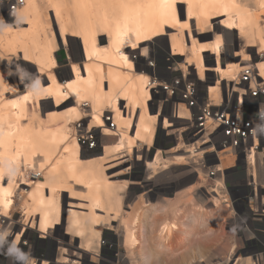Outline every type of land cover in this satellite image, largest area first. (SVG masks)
<instances>
[{
	"label": "bare ground",
	"instance_id": "6f19581e",
	"mask_svg": "<svg viewBox=\"0 0 264 264\" xmlns=\"http://www.w3.org/2000/svg\"><path fill=\"white\" fill-rule=\"evenodd\" d=\"M222 17L225 20L220 27L212 23ZM5 20L0 12V214L12 218L19 184L29 182L27 185L31 187L24 193L21 205L24 222L31 224L32 229L36 226L42 234H49L56 225L64 223L62 192L74 195L79 191L77 194L88 200V211L70 209L65 215L67 233L73 236L72 240H79L77 251L83 248L88 253L96 251L102 234L100 228H112V223L118 220L117 228L124 231V246L134 257L141 244V219L149 210L136 207L131 218L124 216L123 191L127 183L118 185L111 181L105 164L120 157L129 161L135 153L139 154L138 161L147 158L158 125L163 120L165 129L174 124L164 118L162 106L155 114L151 111L150 77L141 73L140 67L135 68L132 52L140 44L161 37L160 40L170 43L173 56H186V64L197 71L199 80L205 79L210 71L217 74L209 93L212 101L219 104L222 82L231 84L246 68L243 63L250 61L245 48L256 46L258 55L264 54V0H26L13 24ZM216 29L221 32L217 34ZM231 30L238 32L246 47L242 49L241 63L224 66L223 36ZM163 36H169V41ZM68 38L80 43L83 64L74 62L73 78L63 84L55 74L56 48L60 39L63 46L67 45ZM188 38L191 46L187 44ZM210 38L214 40L208 42ZM205 52L215 59L211 57L206 62ZM20 60L31 63L36 75L22 93V79L14 70ZM214 61L211 67L209 63ZM254 65L264 73L263 59ZM2 67L8 70L7 77L2 76ZM48 82L50 85L45 86ZM7 91H12L10 96L21 95L12 100L6 97ZM46 97L53 98L56 105L73 99V106L64 115L54 112L41 123L37 107ZM124 102L126 112L121 109ZM83 104L89 108L85 109ZM180 106L178 120L188 119V110ZM107 116H112L115 128L108 125ZM87 117L92 119L88 130L101 128L104 136L118 138L115 146H105L104 156L98 162L87 163L78 142V135L84 130L83 125L79 130V124L77 127L75 124L85 122ZM182 146L177 148L180 150ZM199 151L197 155L201 156L206 152ZM176 157V161L190 158ZM254 158L252 155L250 160ZM167 165L159 152L148 163V169L156 173ZM33 171L39 172L42 179H26V174ZM220 186L216 187L218 195H222ZM177 228L174 222L165 223L160 234L170 236ZM21 236L17 235L11 244L13 251ZM7 238L3 233V239ZM65 251L58 259L64 264L68 261ZM77 255L83 256L80 251Z\"/></svg>",
	"mask_w": 264,
	"mask_h": 264
},
{
	"label": "rangeland",
	"instance_id": "374dc122",
	"mask_svg": "<svg viewBox=\"0 0 264 264\" xmlns=\"http://www.w3.org/2000/svg\"><path fill=\"white\" fill-rule=\"evenodd\" d=\"M223 20H225V17L212 20V23L218 24L220 27ZM6 22L13 24L12 20ZM192 26V29L195 30V22ZM21 27L28 28L27 25ZM175 32L172 31V33ZM216 32L217 34L220 33L221 29H216ZM212 35L213 33H211ZM163 37L169 41V36ZM160 39L161 37H157L140 44V48L132 52V59L135 68L140 67L141 73L150 77L152 99L149 102V107L151 111L155 114L162 106L161 113L174 126L165 129L164 120L162 125H158L153 146L148 152L149 156L147 158H141L138 161L139 154L135 153L133 159L129 161H126V157H120L121 159L115 158L112 159L111 163L105 164L106 173L110 177L112 176L111 181L118 185L127 183L126 189L123 191V196H125L123 199L124 216L131 218L132 211L137 210L138 207V210L143 208L149 210V213L141 219L143 226L139 230V234H141L139 242L141 244L135 250L134 257L124 246V231L117 228L120 224L118 220L112 223V228H100L102 234L96 251L88 253L83 251L84 248L77 251L76 248L80 246L79 240H72L73 236L67 233L65 217L70 209L79 212L88 211V200L80 197L77 194L79 191L74 195L67 191L62 192L61 208L64 212V223L61 222L56 225L50 230L49 234H43L45 237L40 239L39 235L42 233L35 229L36 226L32 229L30 228L31 224L26 225L24 222V212L21 205L24 193L27 194L31 186L27 185L29 182H20L15 198L16 207L13 210L12 218H10L11 224L8 223L9 225L2 230V233L8 236L5 241L6 249L11 248V244H13L17 235H22L19 243L24 242V258L17 257L20 251L17 252L16 247L13 251L14 255L10 254L9 256L8 264H39L40 262L41 264L45 262L48 264L47 259L51 260V256L55 257L56 263L64 264L59 262L58 259L65 250L64 257L68 259L65 264H93L90 258L98 255L105 256L107 255L106 252L110 257L111 255L117 256L119 264H243L246 258L261 251L249 249L247 246L248 241L254 235L252 232L254 227L247 225L249 231L245 228L247 222L239 214L242 207L233 204L227 205L220 199L215 200L213 195H208L205 191L211 192L212 188L214 189L212 182L197 178L195 159H192L191 153H185V151L190 150V147L181 138L184 127L188 125L187 119L178 122L171 116L174 108L173 104L166 107L160 102V96L165 94L163 86L166 83L170 84L169 81L172 78L186 76L191 81L202 82L201 79L199 80L197 71L186 64V56H173L169 47L170 43ZM213 40L214 38H210L208 42ZM223 41L222 64L227 66L230 63H241L242 49L246 47V44L244 40L239 38L238 32L231 30L224 33ZM58 44L56 48L58 67L55 69V74L62 80L63 84H66L67 81H71L73 78L71 75L73 72L72 64L74 62L80 63V65L83 64L82 51L80 43L72 38H68L65 46L61 44V39ZM187 44L191 46L189 38ZM235 44L239 46L235 47ZM143 48H147V51L143 52ZM245 51L246 55H250V61L244 62V67L255 64L261 59L264 60V54L258 55L259 48L256 46L246 47ZM236 54L239 55L235 57ZM204 56L206 62L211 57L215 59V56H211L210 52H205ZM209 64L213 67L215 61ZM14 70L23 82L20 86V92H26V89L31 86L36 78L33 66L29 62L25 63L20 60L18 67ZM7 73L8 70L2 67V76L7 77ZM217 79L215 72H208L202 82L204 89L214 85ZM222 83L225 85L228 82ZM47 85H50V83L48 82L45 86ZM11 93L12 91H7L6 97L12 100L21 95L20 93L16 97L10 96ZM71 106H73V99L57 105L53 98L41 99L37 107L39 120L42 123L54 112L64 115ZM84 106L85 109L89 108L87 104H83ZM125 107L126 103L124 102L121 109L126 112ZM111 118L112 116H107L106 121L110 123L109 126L114 127L115 123ZM91 120L90 117H87L85 122L75 124L76 127L79 124V130L82 129L80 127L83 125L84 134L82 132L78 135V142L87 163L101 160L104 156L105 146H115L118 139L117 137L111 139L104 136L101 128L88 130ZM180 144L183 145V148L179 150L177 147ZM159 152L168 161V167L153 173L152 170L148 169V163L153 162ZM198 152L200 153V151ZM178 155L190 156V158L185 161H176ZM198 155L201 157L200 154ZM231 162L233 161L230 160L227 164L233 165L230 164ZM39 174L37 171L27 173L26 179L36 181L37 178V180H41L42 177ZM189 187L191 189H188ZM98 213L104 215L102 212ZM168 222H174L178 225V228L174 231L175 233L173 232L174 234L163 237L160 234L161 227ZM24 229L26 230L24 231ZM254 236L257 238V235ZM40 241H43L42 244ZM79 251L82 252L83 256L77 255ZM39 252L43 254L40 255ZM36 255L40 256L39 259L37 258L39 263L35 261ZM105 260L108 261V258L105 257ZM32 261H35V263H31ZM56 263L53 261V264Z\"/></svg>",
	"mask_w": 264,
	"mask_h": 264
},
{
	"label": "built area",
	"instance_id": "2783aa9c",
	"mask_svg": "<svg viewBox=\"0 0 264 264\" xmlns=\"http://www.w3.org/2000/svg\"><path fill=\"white\" fill-rule=\"evenodd\" d=\"M25 3L26 0H0V12L5 19L14 20ZM169 82L163 86L165 94L160 96V102L166 107L173 104L171 116L178 122L182 121L178 120L180 104L189 112L181 138L194 152L190 153L195 159L197 178L212 182L214 189L205 191L214 199L242 207L239 214L247 222L245 228L249 231L247 225H252V232L257 235V238L253 235L247 246L261 250L251 256L252 264H264V73L257 65L247 66L231 83L233 86L222 85L219 104L212 101L210 87L204 89L202 82H189L186 76ZM198 144L202 151L206 150L201 157L197 155L201 150ZM252 155L255 158L250 160ZM229 160L233 165L227 164ZM219 184L222 195L216 191ZM8 223L11 220L0 214V236L3 237L2 230ZM42 237L45 236L40 234L39 238ZM5 241L0 242V264H8L10 256ZM17 249L19 257L24 252V242ZM106 253L90 258L91 262L119 264L117 256ZM39 257L36 255V263ZM53 261L57 262L55 257L47 259L48 264Z\"/></svg>",
	"mask_w": 264,
	"mask_h": 264
},
{
	"label": "clouds",
	"instance_id": "9594fccd",
	"mask_svg": "<svg viewBox=\"0 0 264 264\" xmlns=\"http://www.w3.org/2000/svg\"><path fill=\"white\" fill-rule=\"evenodd\" d=\"M2 240H3V237L0 236V242H2ZM16 251L18 252L19 250L17 249ZM12 252H13V249L10 248V249H9V254H12ZM18 258L23 259V258H24V257H23V254L21 253L20 256H19Z\"/></svg>",
	"mask_w": 264,
	"mask_h": 264
},
{
	"label": "crops",
	"instance_id": "0c3cea01",
	"mask_svg": "<svg viewBox=\"0 0 264 264\" xmlns=\"http://www.w3.org/2000/svg\"><path fill=\"white\" fill-rule=\"evenodd\" d=\"M5 21H7V20H5ZM9 21V20H8ZM13 22V21H12ZM243 264H252V258L251 257H249V258H246V261H245V263H243Z\"/></svg>",
	"mask_w": 264,
	"mask_h": 264
}]
</instances>
